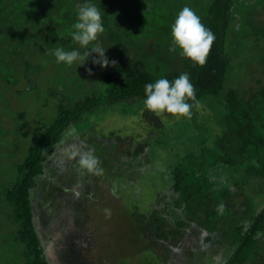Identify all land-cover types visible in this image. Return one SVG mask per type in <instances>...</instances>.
<instances>
[{"label":"trees","instance_id":"16d2710c","mask_svg":"<svg viewBox=\"0 0 264 264\" xmlns=\"http://www.w3.org/2000/svg\"><path fill=\"white\" fill-rule=\"evenodd\" d=\"M93 2L105 13L99 42L116 67L94 65L96 54L80 67L56 62V47H79L71 32L81 0H0V167L7 159L8 97L49 93L56 102L52 120L40 122L37 139L15 164L16 176L0 175V241L9 242L11 256L22 264H50L33 196L52 159L72 139L76 147L66 150L77 161L98 144L99 167L117 182L138 237L164 247L165 256L195 231L203 235V247L227 241L224 264H264V22L258 19L264 0ZM185 6L215 34L202 66L169 50L171 24ZM82 67L93 72V87L86 86ZM255 72L257 85L247 87ZM44 73L56 78L47 91L41 88ZM182 73L189 74L200 105L211 109L209 119L199 122L200 107L194 106L190 118L151 127L144 138L111 130L110 140L119 136L130 145L123 155L117 143H98L105 137L99 127L111 117H147V83ZM82 169L94 184L96 173ZM9 260L0 254V262Z\"/></svg>","mask_w":264,"mask_h":264},{"label":"rangeland","instance_id":"374dc122","mask_svg":"<svg viewBox=\"0 0 264 264\" xmlns=\"http://www.w3.org/2000/svg\"><path fill=\"white\" fill-rule=\"evenodd\" d=\"M258 19L264 22V12ZM79 73L86 76V86H94L91 80H88L94 79L93 72L89 74L88 69L82 67ZM255 73L253 76L255 79H250L246 83L247 87L257 85L256 80L259 79L260 74ZM42 77V90L52 89L51 84L56 82V78L47 73ZM13 98L11 100L8 97L11 103L8 108L12 110L11 119L4 123L7 134L4 137V157L7 159L0 167L2 170L0 175L8 179L16 176L15 164L25 158L29 147L37 139L40 128L43 127L41 123L52 120L56 104L49 93L37 96L36 93L31 92L29 95L13 96ZM22 113H24L23 117H21ZM210 115L211 109L201 106L198 110V121H206ZM181 119H176L167 113L158 116L151 111L147 117L145 114L128 118L113 116L101 124L99 130L105 137L102 136L97 140L103 147L117 143V152L123 155L130 145L119 136L110 140L111 130H118L125 138H144L151 127L164 125L169 121L175 123ZM87 138L89 142L92 139L90 135ZM96 145L98 146L92 143L88 150L97 158L95 152L99 150ZM68 147H76L72 139L62 145L63 151L52 159L46 176L42 178L33 196L37 230L50 264H224L226 262L230 255L227 241L222 245L214 241L203 247L201 232L193 231L190 235L178 239L172 248L173 252L168 256L164 255V247L149 243L145 236L142 237L143 239L139 238L140 229L135 227L134 221L132 222L125 213V197H118L121 190L119 192L114 178L107 175L102 168V173L96 174L93 184V181L83 173L79 161L69 157L70 153L66 150ZM137 184L140 185V181ZM153 245L155 250L150 257L149 253ZM9 246L5 238L0 241V254L10 257L9 261L0 264H16L17 261L22 264L21 258L11 256Z\"/></svg>","mask_w":264,"mask_h":264},{"label":"clouds","instance_id":"9594fccd","mask_svg":"<svg viewBox=\"0 0 264 264\" xmlns=\"http://www.w3.org/2000/svg\"><path fill=\"white\" fill-rule=\"evenodd\" d=\"M105 13L93 0H81L77 6L75 22L72 24V41L79 47L66 50L56 47L54 56L58 64L66 66H83L90 55L96 54L93 64L102 69L116 67L118 61L109 60L106 51L99 42L105 32ZM170 51L179 50L180 56L195 65H204L211 47L215 41V34L201 22L200 17L188 6L183 7L171 24ZM91 45V47H90ZM81 49L84 51L82 52ZM91 74V69H88ZM145 109L157 114H171L176 119L190 118L192 108L201 107L196 99V90L188 73H182L174 80L165 77L158 78L153 83H147L144 88ZM190 101L195 102L190 103ZM79 164L82 168L101 174L99 160L91 151L80 155ZM222 207V206H221Z\"/></svg>","mask_w":264,"mask_h":264}]
</instances>
